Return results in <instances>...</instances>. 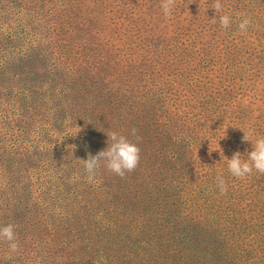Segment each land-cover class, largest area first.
<instances>
[{
	"label": "trees",
	"instance_id": "obj_1",
	"mask_svg": "<svg viewBox=\"0 0 264 264\" xmlns=\"http://www.w3.org/2000/svg\"><path fill=\"white\" fill-rule=\"evenodd\" d=\"M68 1L0 0V228L12 224L19 244V250L11 252L0 239V264H114L118 246H124L119 264H207L202 253L201 259L188 256L183 232L193 233L208 221L201 216L202 222H187V216L177 213V204L192 203L197 194L204 199L205 192L183 183L198 175L193 170L197 160L181 147L177 150L174 142L170 152L181 156L171 171L176 189L155 177L147 183L153 181L147 176L165 170L159 156L162 142L156 145L143 131L149 124L146 115L139 118L145 124L137 140L128 131L133 103L126 106L111 93L88 86L80 68L67 70L65 44L55 47L71 25L70 15L63 12ZM135 114L139 116L138 110ZM77 125L85 129L79 131ZM111 131L141 150L133 171L136 207L134 196L119 193V176L103 162L94 182L86 179L83 160L88 151L96 155L107 148L106 133ZM180 162L186 170L178 167ZM145 183L157 187L140 189ZM234 192L240 190L233 185L226 192L232 198L228 226L236 231L245 226L256 235V222L243 215V203L238 205ZM214 196H220L219 191L206 201ZM205 203H197L188 216L204 212ZM225 226L213 220L212 241L218 235L230 240L229 233H223ZM203 252H209L213 262L216 255L222 256L211 245Z\"/></svg>",
	"mask_w": 264,
	"mask_h": 264
},
{
	"label": "rangeland",
	"instance_id": "obj_2",
	"mask_svg": "<svg viewBox=\"0 0 264 264\" xmlns=\"http://www.w3.org/2000/svg\"><path fill=\"white\" fill-rule=\"evenodd\" d=\"M78 2L80 5L70 0L64 7L71 25L62 34L63 42L57 41L55 47L65 44L67 70L80 68L88 86L111 93L126 106L133 103L128 131L141 130L145 123H139V118L146 115L149 124L143 131L156 145L162 142L159 156L165 170L147 176L153 180L147 183H153L155 177L167 188L176 189L171 171L181 156L170 152L174 142L177 150L181 147L199 164L193 169L198 175L184 178L183 183L205 192L204 199L197 194L192 203L177 204V213L187 216V222H202L201 216L208 221L193 233L183 232L188 256L201 259L202 253L207 264H264V174L253 170L245 179H238L227 167V158L235 152L246 160L253 150L252 143L242 139L244 131L251 133L253 140L264 137V0H220L223 7L219 12L212 8L215 0H176L170 18L163 14L162 0ZM222 15L231 19L228 28L219 23ZM244 18L251 24L242 34L238 25ZM203 161L206 166L201 169ZM182 165L180 162L178 167L185 169ZM218 175L223 176L228 189L233 185L240 190L234 192L238 205L243 203V215L256 222V235L245 226L238 231L230 228L232 224L228 226L226 215L232 198L220 193ZM136 177L131 172L118 178L119 193L134 196L135 207L139 204ZM150 184L140 189H156V185L148 188ZM215 191L220 196L207 202ZM202 202H206L204 212L188 216ZM213 220L227 225L223 233H229L230 240L218 235V240L212 241ZM210 245L222 254L216 255L214 262L209 252H203L209 251ZM114 250V264H119L124 246Z\"/></svg>",
	"mask_w": 264,
	"mask_h": 264
},
{
	"label": "clouds",
	"instance_id": "obj_3",
	"mask_svg": "<svg viewBox=\"0 0 264 264\" xmlns=\"http://www.w3.org/2000/svg\"><path fill=\"white\" fill-rule=\"evenodd\" d=\"M161 8L166 18H170L172 10L176 6V0H162ZM220 0H215L212 8L219 12L222 8ZM215 23V18L212 19ZM219 23L222 28H228L231 19L228 15L220 16ZM251 24L249 18H244L240 21L238 28L240 32L246 33L248 27ZM244 131V130H243ZM138 130L133 128L131 135L136 137L137 140L140 137L137 135ZM243 141L251 142L253 150L247 153V159H241V153L235 152L231 159L227 158L228 171L233 177L238 179H245L253 173V170L264 174V137L256 139H250L252 135L249 132H245ZM108 136L107 148L102 149L96 155L88 154V158L84 161V169L86 173V179L89 183L94 182L96 178V171L103 166L110 172L123 178L126 173H131L136 170L140 163V148L137 143L132 142L126 136L119 134L116 131L106 133ZM222 156V155H221ZM217 187L221 194H225L228 191L227 183L223 176L218 175L216 177ZM0 239L5 240L8 243V248L11 252H17L19 250V244L16 242V235L14 232V226L8 224L0 228Z\"/></svg>",
	"mask_w": 264,
	"mask_h": 264
},
{
	"label": "bare ground",
	"instance_id": "obj_4",
	"mask_svg": "<svg viewBox=\"0 0 264 264\" xmlns=\"http://www.w3.org/2000/svg\"><path fill=\"white\" fill-rule=\"evenodd\" d=\"M20 10V9H19ZM82 149V148H81ZM83 150V149H82Z\"/></svg>",
	"mask_w": 264,
	"mask_h": 264
}]
</instances>
